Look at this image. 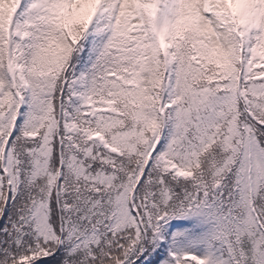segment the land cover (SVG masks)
<instances>
[{
  "label": "snow or ice",
  "instance_id": "obj_1",
  "mask_svg": "<svg viewBox=\"0 0 264 264\" xmlns=\"http://www.w3.org/2000/svg\"><path fill=\"white\" fill-rule=\"evenodd\" d=\"M0 264H264V0H0Z\"/></svg>",
  "mask_w": 264,
  "mask_h": 264
}]
</instances>
